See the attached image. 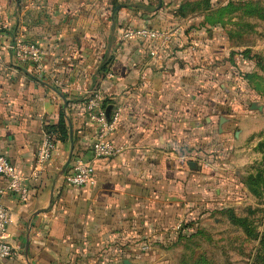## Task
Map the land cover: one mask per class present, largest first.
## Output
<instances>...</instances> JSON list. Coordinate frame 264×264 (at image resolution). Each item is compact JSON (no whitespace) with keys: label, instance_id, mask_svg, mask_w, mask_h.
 Returning <instances> with one entry per match:
<instances>
[{"label":"crops","instance_id":"0c3cea01","mask_svg":"<svg viewBox=\"0 0 264 264\" xmlns=\"http://www.w3.org/2000/svg\"><path fill=\"white\" fill-rule=\"evenodd\" d=\"M236 12L233 0H0V153L27 177L44 133L56 136L62 118L67 129L27 198L0 197L11 211L6 264H152L166 251L197 196L209 199L215 124L235 147L264 127L254 89L239 90L245 76L228 68ZM140 27L180 31L164 47L122 38ZM15 35L41 46V75L14 62ZM91 89L108 113L120 109L114 156H92ZM73 156L91 161L93 185L64 180Z\"/></svg>","mask_w":264,"mask_h":264},{"label":"rangeland","instance_id":"374dc122","mask_svg":"<svg viewBox=\"0 0 264 264\" xmlns=\"http://www.w3.org/2000/svg\"><path fill=\"white\" fill-rule=\"evenodd\" d=\"M233 2L237 5L249 3L260 11L258 15L264 16V0ZM232 15L237 18L229 21L234 22L232 27L228 25L234 31L229 44L232 49L228 53L231 63L228 68L244 74V89L239 87V90L254 89L255 97L252 95L247 99L257 102L264 126V18L244 14L241 9ZM234 60L239 65H235ZM238 93H233L236 100ZM222 122H219L221 126L215 124L207 166L203 162L205 172L212 180L203 182L209 199L197 196L199 204L193 207L191 221L179 234L164 241L163 247L168 248L158 258L155 256L157 259L152 264H181L184 260L187 263L197 260L198 264L255 263L259 239L264 234V188L260 182L258 192H252L246 178L264 169V127L255 138L250 137L248 142L235 147L216 139L222 136L220 133L223 132L219 133ZM234 134L235 129L229 131V143L234 141ZM231 215L242 218V224L232 222Z\"/></svg>","mask_w":264,"mask_h":264},{"label":"built area","instance_id":"2783aa9c","mask_svg":"<svg viewBox=\"0 0 264 264\" xmlns=\"http://www.w3.org/2000/svg\"><path fill=\"white\" fill-rule=\"evenodd\" d=\"M179 31V27L173 30L140 27L122 32V38H139L150 43L156 41L159 46L164 47ZM9 49L16 64L28 68L34 74L41 75L44 72V52L38 43L15 35L9 44ZM158 49V46L155 45L150 50V55L156 56ZM84 105L89 120L96 128L95 141L91 146L93 158L114 156L120 153L121 148L116 146L110 139L119 120L120 109L117 108L111 114L107 113V107L104 105V96L98 89H91L87 92ZM54 147L55 135L46 131L36 151L27 177L18 173L8 157L0 153V175L5 179L4 185L0 187V197L9 193L16 195L20 200H25L28 194L27 180H36L40 177L52 158ZM93 171L91 161L81 156H73L65 168L64 180L73 186L93 185ZM10 222L11 211L0 200V264H6L5 260L14 253V246L8 234Z\"/></svg>","mask_w":264,"mask_h":264},{"label":"trees","instance_id":"16d2710c","mask_svg":"<svg viewBox=\"0 0 264 264\" xmlns=\"http://www.w3.org/2000/svg\"><path fill=\"white\" fill-rule=\"evenodd\" d=\"M237 7H238V9H241L242 13H244V14L256 15L258 18H259V16L264 18V16L262 14L258 15V13L260 11H258L255 7H252L249 3H248V5L240 4V5H237ZM104 105H106L105 101H104ZM107 106L108 105H106V107ZM107 109L109 112V108H107ZM55 132H56L57 138L60 140H64V138L67 137V129H66L63 118L60 119L59 122L57 123L56 128H55ZM51 133L54 134L53 132H51ZM56 136H55V139H56ZM110 139H111V137H110ZM111 141H112V139H111ZM246 182L250 186L249 189L254 193L258 192L257 186L260 182L262 183L263 188H264V169L257 171L256 174H254V175L253 174L248 175L246 178ZM230 218H231L232 222L238 223L239 225L242 224V218H236L234 215H231ZM188 221L186 222V224L188 223ZM259 244H260L259 250H258L257 255L254 258L255 259L254 264H264V234H262L260 236ZM181 264H198V262L196 260V261H193L191 263L190 262L187 263V261L184 260L181 262ZM202 264H206V263L203 262Z\"/></svg>","mask_w":264,"mask_h":264},{"label":"water","instance_id":"95a60500","mask_svg":"<svg viewBox=\"0 0 264 264\" xmlns=\"http://www.w3.org/2000/svg\"><path fill=\"white\" fill-rule=\"evenodd\" d=\"M252 107L254 108V107H255V105H253ZM107 113H108V109H107ZM221 121H222V120H221ZM69 160H70V157H69V159L67 160L66 164L64 165V167H63V171L65 170V168H66V166H67V164H68Z\"/></svg>","mask_w":264,"mask_h":264}]
</instances>
